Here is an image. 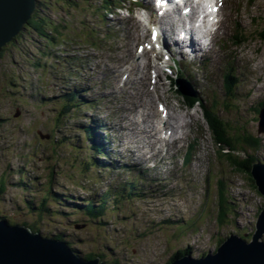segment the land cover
Returning <instances> with one entry per match:
<instances>
[{"label":"rangeland","instance_id":"rangeland-1","mask_svg":"<svg viewBox=\"0 0 264 264\" xmlns=\"http://www.w3.org/2000/svg\"><path fill=\"white\" fill-rule=\"evenodd\" d=\"M56 1H36L34 13L40 11L44 19L43 33L23 28L15 42L0 50V217L11 225L62 239L81 255L97 256L107 264H167L184 249L199 261L203 254L219 248L220 240L239 235L237 227L248 225L247 233L253 235L261 198L253 192L247 175L234 171L226 152L214 144L201 109H215L228 126L235 123L257 134L254 109L264 102V40L259 37L264 27V0H226L227 23L221 26L227 25L224 36L232 39H225L228 50L221 54L230 55L236 68L237 83L231 96L222 93L226 85L219 71L211 68L213 60L201 69L189 68L203 98V104L192 109L159 77L155 96L179 113L175 117L186 114L197 123L195 149L199 154L187 165L180 154L179 164L161 166L149 178L150 184L131 187L126 175H119V165H109L115 157L121 158L124 148L109 135L112 110L92 98L99 88L91 91L92 79L88 82V78L100 60L113 67L134 60L136 16L127 20V12L118 9L126 3L118 6L113 1L105 7L104 0H59L58 5ZM236 15L239 25L230 30L229 20ZM112 25L116 31L103 36L102 30ZM147 58L138 63L137 76L148 92ZM80 64L83 68L77 67ZM225 64L221 61L220 66L225 68ZM82 89L86 91L83 99L78 96L73 105L65 103V98L71 103L69 92L80 91L81 95ZM127 95L131 103L137 102L134 90ZM126 103L117 106L123 118L129 112ZM100 127L102 134L97 130ZM258 136L262 146L256 156L264 162V135ZM94 138L108 145L104 160L93 151ZM111 141L119 154L110 148ZM220 193L226 194L228 204L221 223ZM88 203L101 216H88ZM233 207L239 216L233 214Z\"/></svg>","mask_w":264,"mask_h":264},{"label":"water","instance_id":"water-1","mask_svg":"<svg viewBox=\"0 0 264 264\" xmlns=\"http://www.w3.org/2000/svg\"><path fill=\"white\" fill-rule=\"evenodd\" d=\"M35 7L36 0H0V50L22 31ZM176 88L191 95L178 81ZM257 133L264 134V108L258 113ZM250 176L262 197L251 241L231 235L214 254L199 261L190 255L176 256L169 264H264V164L253 163ZM79 255L64 242L42 232H32L26 226L11 225L0 217V264H106L98 257L83 259Z\"/></svg>","mask_w":264,"mask_h":264},{"label":"trees","instance_id":"trees-1","mask_svg":"<svg viewBox=\"0 0 264 264\" xmlns=\"http://www.w3.org/2000/svg\"><path fill=\"white\" fill-rule=\"evenodd\" d=\"M54 4H55V0ZM57 4L59 3V0L56 1ZM106 1H104L105 3ZM69 3V1H67ZM48 7V6H47ZM55 9L52 7V10ZM72 9V8H71ZM40 11H36L31 20L27 23V27L29 26L30 28H33L34 30L38 31L39 33L42 32V27L41 24L43 23V20L40 18L41 16L38 15ZM43 33V32H42ZM259 37L264 40V28L261 29V32H259ZM235 77L231 75L230 73L225 76V90L228 92V94L231 96V92L233 91L235 87ZM224 84V83H223ZM185 101L188 104L187 106L189 108H192L195 105V99H187L185 97ZM264 106V102L258 103L256 105L255 113L257 114L259 112V109L257 107H262ZM215 109H204V116L206 117V120L208 122L209 128L214 136V144L218 147V149L221 152H226L227 160L231 164L232 168L234 171L238 173H245L247 175V179L249 181L250 187L252 188L253 192H255L258 196H260L257 193V190L254 186L253 180L251 179L250 176V170L251 166L253 163L261 161L259 158L256 156V154L260 151L261 149V143H262V138L258 136L257 134L251 135L245 129L243 128H238L235 127L238 124L235 125V123L232 125H227V122L224 120H221L219 116L215 113ZM242 158H241V155ZM264 163V162H263ZM261 200L259 201V205L256 209V215L259 214L261 207H262V197L260 196ZM218 208H219V213H218V222L221 223L226 216L227 213V196L225 193H220L219 199H218ZM106 202H108V199H106ZM118 206L119 204L116 203ZM235 206V205H234ZM233 214L238 215L239 213L235 211L233 207ZM87 215L91 216H97L100 214L95 207L92 204H89L87 206L86 210ZM249 226H241L237 227L238 229V234H234L239 236L241 239L245 241H249L247 236L249 235L247 233ZM32 229V228H31ZM248 234V235H247ZM233 235V234H232ZM250 234L249 236H251ZM250 238V237H249ZM58 239V238H57ZM221 240L218 243V246L221 244ZM217 246V247H218ZM179 253V252H178ZM184 253H189V251H184ZM182 256V254H179ZM178 256V255H176ZM88 259L94 258L93 256H88L86 257Z\"/></svg>","mask_w":264,"mask_h":264},{"label":"bare ground","instance_id":"bare-ground-1","mask_svg":"<svg viewBox=\"0 0 264 264\" xmlns=\"http://www.w3.org/2000/svg\"><path fill=\"white\" fill-rule=\"evenodd\" d=\"M160 63H161L162 66H163V61L160 60ZM212 79H213V78H212ZM106 81H107V80H106ZM233 90H234V89H233ZM232 92H234V91H232ZM232 92H231V93H232ZM222 93H223L224 95H226V93L228 94V92H227L226 90H224ZM249 93H251L250 90L247 92V94H249ZM226 96H227V95H226ZM76 98H77V97H75L74 100L77 102V99H76ZM130 114H131L132 116H135V115H136V110H135V109H132ZM132 116H130L131 119H133ZM139 116H140V114H138V117H139ZM182 118H183V116H182ZM185 127H186V126H185ZM155 130L157 131V129H155ZM0 149H1V148H0ZM35 178H38V176H35ZM256 220H257V219H256ZM10 224H11V223H10Z\"/></svg>","mask_w":264,"mask_h":264},{"label":"snow or ice","instance_id":"snow-or-ice-1","mask_svg":"<svg viewBox=\"0 0 264 264\" xmlns=\"http://www.w3.org/2000/svg\"><path fill=\"white\" fill-rule=\"evenodd\" d=\"M209 10H210V11H214L215 8H214L213 6H210V7H209Z\"/></svg>","mask_w":264,"mask_h":264},{"label":"flooded vegetation","instance_id":"flooded-vegetation-1","mask_svg":"<svg viewBox=\"0 0 264 264\" xmlns=\"http://www.w3.org/2000/svg\"><path fill=\"white\" fill-rule=\"evenodd\" d=\"M15 41H16V40H15ZM15 41H14V42H15ZM7 46H9V45H7ZM7 46H6V47H7Z\"/></svg>","mask_w":264,"mask_h":264}]
</instances>
